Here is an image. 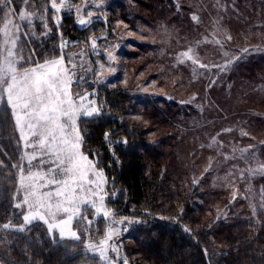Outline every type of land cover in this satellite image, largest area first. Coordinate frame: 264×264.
<instances>
[{"label": "rangeland", "instance_id": "374dc122", "mask_svg": "<svg viewBox=\"0 0 264 264\" xmlns=\"http://www.w3.org/2000/svg\"><path fill=\"white\" fill-rule=\"evenodd\" d=\"M97 4L100 7H96ZM77 7L93 11L94 16L85 26L91 31L87 38L64 41L63 51L73 57L77 65H82L76 69L77 78L83 76L84 79L79 85H73V91L95 92L90 98L96 101L102 113L103 105L98 101L97 90H125L131 96L126 120L137 121L145 112L148 115L153 112L171 117L178 138L180 131L189 133V157L196 153V158H192L194 162L201 160L197 165L189 160L191 185L205 196L213 192L210 201L202 203L198 195L195 204L202 203L199 211L207 212L213 225L218 221L230 224L229 216H236L243 210L240 201L250 211L254 208L263 211L264 174L250 175L249 169L264 163V67L258 68V63L264 61V0H172L165 17L155 16L153 20L148 14H145L147 19L142 17L135 0H72L61 14L72 13L75 23L82 27L78 23L82 13H77ZM21 9L36 12L38 16L44 12L39 5L23 4L15 11L13 18L17 22ZM10 10L12 8H7L3 17ZM31 32L38 37L49 33L40 19L33 21ZM227 36L231 39H226ZM93 39L97 44L95 50L91 47ZM217 39L220 44L214 42ZM189 48L194 49L195 58L207 65V69L187 59L178 62L177 57ZM109 54L115 59L109 61ZM101 64L104 70L102 76L97 77L94 73L101 71ZM245 67L248 76L242 74ZM109 68L115 71H108ZM243 78L245 80L241 81ZM98 79H103L104 83H97ZM87 83L93 88L88 90ZM22 151L20 144L16 165L22 163ZM104 176L107 206L118 220L125 218L121 225L125 230L114 237L121 249V259L116 264H123L124 259L130 264L124 250V238L141 220L116 212L112 204L116 194L111 191L105 173ZM17 179L18 168L15 169L13 203V196L18 195ZM220 192L228 197L214 195ZM218 198L221 202L214 203ZM16 212L21 221L16 225L22 224L20 209ZM84 215L93 221L91 225L88 220H77L72 225L81 240L62 241L76 246L70 255H81L77 264H101L98 256L85 249L84 243L90 237L97 242L103 238L106 222L102 218L94 219L91 210ZM34 223L41 224L47 232L46 225L39 221ZM55 237L60 240L58 233ZM110 256L115 258V253Z\"/></svg>", "mask_w": 264, "mask_h": 264}, {"label": "trees", "instance_id": "16d2710c", "mask_svg": "<svg viewBox=\"0 0 264 264\" xmlns=\"http://www.w3.org/2000/svg\"><path fill=\"white\" fill-rule=\"evenodd\" d=\"M135 1L142 17L147 19L145 14H148L152 20L155 16L165 17L172 3V0ZM29 3L40 6L44 0H29ZM23 4L24 0H14L7 8L18 11ZM7 8L0 12V21ZM73 17L72 13L63 12L57 26L49 8V33L39 37L29 34V38L21 41L24 60L31 57L32 61L43 62L59 56V45L65 40L87 38L91 31L79 27ZM260 67H264L263 60L258 63ZM242 74L248 76L247 67ZM92 88L93 85H87L88 90ZM97 97L103 105L101 115L81 118L79 122L84 138L82 150L97 161L108 178L111 191L116 194L112 199L116 212L141 220L124 238L129 263L264 264V210H256L254 214L240 201L243 210L229 216L230 224L218 221L214 225L209 222L211 217L207 212L199 211L203 202L210 201L213 192L205 196L191 185L188 171L190 162L195 161L192 158L197 156L188 154L191 135L180 131L178 138L173 120L162 114L145 112L137 121L126 120L131 96L125 90L101 88ZM105 133L109 134L111 143L105 140ZM125 140L127 144L122 142ZM19 153L18 134L3 99L0 101V224L9 220L14 224L21 222L12 202L16 181L13 165L17 164ZM200 163L199 159L195 164ZM198 195L202 203L195 204ZM214 195L228 197L224 192ZM220 202L218 198L214 203ZM211 205L210 202L208 212ZM65 242L55 237L54 243L39 223L30 225L24 233L0 231V262L77 264L81 255L72 257L70 253L76 246Z\"/></svg>", "mask_w": 264, "mask_h": 264}, {"label": "snow or ice", "instance_id": "6c2138e0", "mask_svg": "<svg viewBox=\"0 0 264 264\" xmlns=\"http://www.w3.org/2000/svg\"><path fill=\"white\" fill-rule=\"evenodd\" d=\"M12 3L14 0H0V12ZM24 3L27 6L29 0H24ZM71 3L72 0H44V4L39 6L44 8L42 15L21 9L17 22L13 18L15 10L12 9L0 21V100L6 99L11 109L19 143L24 149L21 153L22 163L13 165L18 168V195L13 196V207L20 209L23 223L16 225L9 220L0 224V231L24 233L30 225L39 221L47 226L48 235L53 237L54 243L56 233L60 240L79 241L81 236L73 229V222L88 220L84 213L91 210L94 219L102 218L107 227L103 238L97 242L90 237L84 247L98 256L101 264H116L121 259V249L114 237L125 230L121 227L125 218L118 220L107 206L103 169L98 167L97 161L90 160L81 151L84 139L79 127L81 118L101 115L100 107L90 98L95 92L73 91V85H79L84 77L77 78L76 69L82 65H77L75 59L63 51L65 42L59 45V56L43 62L32 61L31 57L25 61L22 55L21 41L34 34L31 32L33 21L42 20L44 28L50 31L48 6L54 10L52 20L59 26L62 9L69 8ZM96 7H100V4ZM76 11L82 13L78 19L82 27L92 22L93 11H84L79 7ZM193 19L197 20V17L193 16ZM226 39L230 40L231 37L227 36ZM214 42L221 43L218 39ZM91 47L93 50L97 48L95 39L91 41ZM224 54L227 55L226 52ZM113 59L115 57L109 54L108 60ZM185 59L198 67L208 68L199 63L192 48L177 57L180 63ZM25 63L30 66L25 67ZM100 69L94 73L95 76H102L103 64ZM108 71L115 70L109 68ZM96 82L104 83L103 79ZM105 140L111 143L108 133H105ZM122 142L127 144L126 140ZM249 173L264 174V163L249 169ZM21 195L22 198H18ZM253 213H256L255 208ZM88 223L91 225L93 221L88 220ZM110 253H115V258ZM123 264H128L127 259L123 260Z\"/></svg>", "mask_w": 264, "mask_h": 264}]
</instances>
